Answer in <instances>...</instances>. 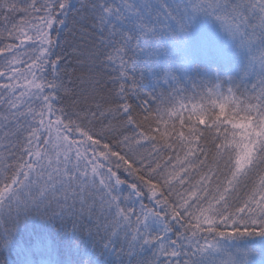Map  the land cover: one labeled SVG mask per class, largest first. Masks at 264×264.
Listing matches in <instances>:
<instances>
[{
	"label": "snow or ice",
	"instance_id": "6c2138e0",
	"mask_svg": "<svg viewBox=\"0 0 264 264\" xmlns=\"http://www.w3.org/2000/svg\"><path fill=\"white\" fill-rule=\"evenodd\" d=\"M0 225L4 264H264V0H0Z\"/></svg>",
	"mask_w": 264,
	"mask_h": 264
},
{
	"label": "trees",
	"instance_id": "16d2710c",
	"mask_svg": "<svg viewBox=\"0 0 264 264\" xmlns=\"http://www.w3.org/2000/svg\"><path fill=\"white\" fill-rule=\"evenodd\" d=\"M207 18H202L200 21L197 22L196 25H194L192 29V35L193 39H196L201 32H204L206 34H209V32L213 29L206 28V21ZM210 21V20H208ZM211 22V21H210ZM212 23V22H211ZM213 24V23H212ZM68 26L71 28L73 26L72 19L70 18L68 21ZM215 29H218L214 25ZM223 35V34H222ZM215 42L223 45V46H229L228 41L223 36L220 39H215ZM2 227L3 225H0V234H2ZM67 227L71 229V223L69 222L67 224ZM42 232H46L57 244L59 251L61 255L58 257L59 259H65L66 253H65V239L64 234L61 228V224L59 221L53 222V223H44L39 220H32L29 221L27 224H23L20 226V228L16 231V241L19 244L28 245L29 243L33 242L36 238V236ZM257 246H260L259 241H257ZM82 247L87 249L92 258L95 259L97 256H99L101 249L99 247L93 249L91 247V242L88 240H85L82 244ZM8 255L6 253L0 254V264H4V258ZM38 258V257H34ZM18 261V257L16 255V252L14 251L10 258H9V264H16Z\"/></svg>",
	"mask_w": 264,
	"mask_h": 264
},
{
	"label": "rangeland",
	"instance_id": "374dc122",
	"mask_svg": "<svg viewBox=\"0 0 264 264\" xmlns=\"http://www.w3.org/2000/svg\"><path fill=\"white\" fill-rule=\"evenodd\" d=\"M206 28L211 29L213 28L209 34H207L212 40L215 39H220L222 38L224 35H222V33L218 30L214 28V24H212L210 21H206Z\"/></svg>",
	"mask_w": 264,
	"mask_h": 264
}]
</instances>
